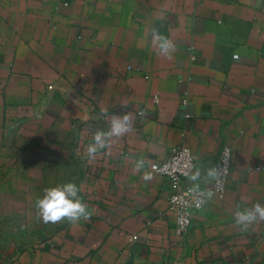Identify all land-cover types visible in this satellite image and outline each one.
<instances>
[{
    "label": "crops",
    "instance_id": "1",
    "mask_svg": "<svg viewBox=\"0 0 264 264\" xmlns=\"http://www.w3.org/2000/svg\"><path fill=\"white\" fill-rule=\"evenodd\" d=\"M176 147L207 194L232 150L185 235L155 174ZM263 165L264 0H0V264H264V221L234 218L264 205ZM68 182L91 215L44 223L36 200Z\"/></svg>",
    "mask_w": 264,
    "mask_h": 264
},
{
    "label": "clouds",
    "instance_id": "2",
    "mask_svg": "<svg viewBox=\"0 0 264 264\" xmlns=\"http://www.w3.org/2000/svg\"><path fill=\"white\" fill-rule=\"evenodd\" d=\"M152 38L154 42H159L158 47L161 54L170 55V51L174 49V45L170 40L156 31H153ZM143 114L144 113L142 112L141 115ZM129 120L130 117L127 114L122 118L118 117L113 120L109 133L105 134L97 132L94 136L95 143H91L87 146L89 158H94L97 152V145L100 147L104 146L105 141L103 140V137L105 135L120 136L121 134L130 131L131 125ZM227 153L228 150L226 149V156ZM137 167H142V162L138 164ZM217 175L218 173L215 168L209 170L208 172V176L211 178H215ZM143 178L145 180H151L153 177L151 173H145ZM207 195L211 196L212 193H208ZM203 202V200L199 201V203ZM35 208L37 210L38 217L42 219L44 223H56L65 219L69 222L75 223L81 218L87 219L91 215L90 211L88 210V206L82 201L80 197L79 187L73 182H68L45 189L43 197L36 200ZM253 209L254 210L237 211L235 213L234 218L236 223L241 227L242 231H247L250 226L256 222L264 221V205L261 203H256L253 206Z\"/></svg>",
    "mask_w": 264,
    "mask_h": 264
},
{
    "label": "built area",
    "instance_id": "3",
    "mask_svg": "<svg viewBox=\"0 0 264 264\" xmlns=\"http://www.w3.org/2000/svg\"><path fill=\"white\" fill-rule=\"evenodd\" d=\"M228 150L227 156L225 150ZM196 167V161L191 150L187 147L173 148L166 161L155 169V174L166 179L170 185L169 205L176 214L177 228L185 235L192 225L193 213L201 210L208 202V195L204 189L186 184ZM216 169L218 175L212 178V193L222 194L232 172V150L224 147L211 169ZM226 169V171H225ZM256 171L264 170L257 167ZM203 200V203H199ZM199 203V206H198Z\"/></svg>",
    "mask_w": 264,
    "mask_h": 264
}]
</instances>
